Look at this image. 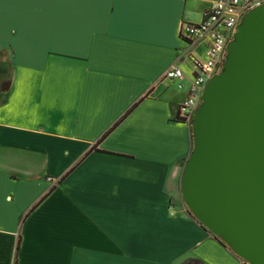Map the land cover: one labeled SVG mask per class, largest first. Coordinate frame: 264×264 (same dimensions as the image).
<instances>
[{
  "label": "crops",
  "instance_id": "0c3cea01",
  "mask_svg": "<svg viewBox=\"0 0 264 264\" xmlns=\"http://www.w3.org/2000/svg\"><path fill=\"white\" fill-rule=\"evenodd\" d=\"M215 1L4 5L0 264H244L177 193L193 136L173 119L208 46L181 27Z\"/></svg>",
  "mask_w": 264,
  "mask_h": 264
},
{
  "label": "water",
  "instance_id": "95a60500",
  "mask_svg": "<svg viewBox=\"0 0 264 264\" xmlns=\"http://www.w3.org/2000/svg\"><path fill=\"white\" fill-rule=\"evenodd\" d=\"M191 130L184 204L237 257L264 264V4L238 25Z\"/></svg>",
  "mask_w": 264,
  "mask_h": 264
},
{
  "label": "built area",
  "instance_id": "2783aa9c",
  "mask_svg": "<svg viewBox=\"0 0 264 264\" xmlns=\"http://www.w3.org/2000/svg\"><path fill=\"white\" fill-rule=\"evenodd\" d=\"M264 4V0H216L214 7L206 13L198 25L182 24V37L192 40L207 39L206 58L196 63L195 75L190 79L187 97L180 107L179 117L191 123L202 102V94L209 80L221 70L227 55V45L243 17ZM169 81L184 77L182 70L173 65L163 74Z\"/></svg>",
  "mask_w": 264,
  "mask_h": 264
},
{
  "label": "rangeland",
  "instance_id": "374dc122",
  "mask_svg": "<svg viewBox=\"0 0 264 264\" xmlns=\"http://www.w3.org/2000/svg\"><path fill=\"white\" fill-rule=\"evenodd\" d=\"M193 139V138H192ZM184 170V168H183ZM183 174V172H182ZM181 186H182V176H181V179L179 181V184H178V188H177V193H178V198L183 202L184 204V201L182 199V190H181ZM185 205V204H184ZM185 207L187 208V206L185 205ZM187 210L189 211V209L187 208ZM209 232V231H208ZM214 238H216L217 240H219L227 249H230V247L219 237L215 236L212 232H209ZM232 252V251H231ZM233 253V252H232ZM239 258V257H238ZM244 264H247L243 259L239 258ZM182 264H196V262L192 261V260H186L185 262H183Z\"/></svg>",
  "mask_w": 264,
  "mask_h": 264
},
{
  "label": "trees",
  "instance_id": "16d2710c",
  "mask_svg": "<svg viewBox=\"0 0 264 264\" xmlns=\"http://www.w3.org/2000/svg\"><path fill=\"white\" fill-rule=\"evenodd\" d=\"M135 108V105L121 118L123 119L128 113H130L132 111V109ZM173 121L176 122H186L183 118H180L179 115H176V117H174ZM192 123V122H191ZM191 123H189L191 125ZM115 126V125H114ZM203 228V227H202ZM205 230V228H203ZM216 239V238H214ZM217 240V239H216ZM222 246H224L219 240H217ZM225 247V246H224Z\"/></svg>",
  "mask_w": 264,
  "mask_h": 264
},
{
  "label": "snow or ice",
  "instance_id": "6c2138e0",
  "mask_svg": "<svg viewBox=\"0 0 264 264\" xmlns=\"http://www.w3.org/2000/svg\"><path fill=\"white\" fill-rule=\"evenodd\" d=\"M15 2V0H0V12H2V9L6 3Z\"/></svg>",
  "mask_w": 264,
  "mask_h": 264
}]
</instances>
